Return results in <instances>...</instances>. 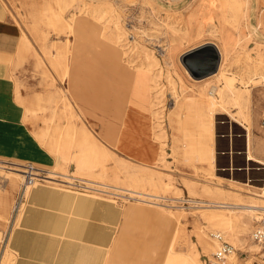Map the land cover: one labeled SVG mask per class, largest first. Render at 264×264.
I'll use <instances>...</instances> for the list:
<instances>
[{
  "label": "rangeland",
  "instance_id": "374dc122",
  "mask_svg": "<svg viewBox=\"0 0 264 264\" xmlns=\"http://www.w3.org/2000/svg\"><path fill=\"white\" fill-rule=\"evenodd\" d=\"M1 1L10 22L21 31V38L15 52L0 55V60L7 61L10 69L8 78L10 81L14 80L12 82L15 100L18 101L17 105L20 108L18 112L22 113L25 107L31 110L28 113L29 117L22 122L26 123L25 134L32 129L35 136H29L32 139L37 138V146L33 150L35 157L46 151L48 154L51 153L52 161L49 158L51 164H48L35 161L36 159L30 155H24L21 152L23 147L21 143H19L21 147L18 146L14 150L11 148L4 152L0 150V159L33 163L47 168L55 164L54 159L60 160L57 168L59 171L70 174L82 172L86 178L123 186L144 185L147 191L170 198L177 197V202L170 200L168 205L171 207L163 205L166 208L127 198H122L119 203L124 206L139 204L148 208L171 209L179 214L180 233L176 239V252L180 257L191 258L199 248L200 264H207L220 243L212 237V233H209L210 229L201 219L199 212L202 208H193L190 204L194 205L196 201L218 200V198L230 202L247 201L255 199L250 193L262 192L264 165L253 161L249 165L245 152L248 133L246 127L252 126L254 140L252 151L256 156L264 158L258 142L261 138L264 139V128L261 126L264 114V0H251V13L244 16L238 12L236 14L238 22L236 15L231 13L230 22L226 23L225 27H222L223 24L220 23L218 16L206 10L209 0H156L159 4H163L157 8L149 6L145 0H130L132 2L89 0L102 6L108 1L114 4L116 10L113 12L114 17L110 18L116 20L118 16L117 20L125 33L126 38L121 43L131 54L130 57H126V62L130 60L129 64L133 68L143 72L161 71L158 90L160 102L157 105L155 98L150 99L152 93L146 90L147 81H140L134 86V81L124 79L114 71L107 54L108 46L101 48L98 55L95 54L93 47L91 48V42L86 45L89 56H96V61H86L80 52L76 51L75 34L71 33L67 24H73L81 0ZM200 23L201 29H199ZM110 25L112 30L107 29V33L114 31L113 21ZM172 26L179 29L178 33L173 32ZM200 31L201 35L198 33ZM86 32L81 31L84 36ZM183 35H187L188 39L182 40L180 37ZM222 35L230 37L232 51L225 61V70L235 77L236 84L244 88L243 82L251 77H257L263 82L256 87L251 86L257 108L254 119L238 115L235 113L237 110L232 106L219 105L210 91L215 86L219 89L222 87L220 79L214 76L201 82L195 81L194 78L202 80L210 75L202 78L193 76L180 58L183 51H188L194 45H200L205 41L211 40L221 44ZM24 39L25 42L21 44L20 41ZM26 45L31 46L37 55L47 49L49 56L44 58L49 64L51 57L52 67H41L36 61L35 54ZM145 50L154 55L158 62L157 69H147ZM74 67L75 72L72 76ZM83 69L88 72L85 75L87 82L82 79L79 72ZM46 70L49 71L51 79H54L61 97L66 95L72 103L70 82L81 79V86L75 89L76 93L82 95L79 105L74 108L71 106L70 110L69 105H63L61 102L55 105L50 101L53 97L44 82ZM98 73L103 78L111 74L114 82L107 84L100 81L101 79H92V76ZM168 75L173 82L169 81ZM123 81L131 88L126 103L127 108L121 104L124 95L121 91L122 85L119 86V83ZM73 109H81L82 118L73 116L71 114ZM155 110L161 112L163 117H153V122L156 123L154 125L151 120L149 121L148 115L151 116L152 111ZM231 115H236L235 119L238 122L233 121ZM98 119L103 122L104 128L101 127ZM118 120L123 124L113 129V123ZM154 128L156 131L162 128L166 131L164 149L159 148V152L149 150L152 143L158 148L152 135ZM229 131L232 132V151L235 152L232 170L227 168L229 158L225 154L231 152V149H228L229 139L223 137L228 135ZM25 134L26 138L29 133L26 136ZM137 146L141 156L134 153ZM18 153L22 154L24 156L22 159L25 160L14 156ZM258 165L262 168H257ZM41 183L81 192L78 188H74L81 187L78 185L68 186V184L60 185L45 181H40L37 185ZM23 188L21 184L10 186L8 180L0 173V196L5 198L9 205L14 206L16 203L17 206L14 211L9 209V221L0 222V232L12 230L18 225L28 197L25 196L24 201H20L24 196ZM206 190L213 191L214 195L206 193ZM81 193L116 200L93 190L90 192L83 190ZM162 222L168 232L174 229V220L169 221L168 217H165L162 218ZM138 224L142 223L138 221L133 223V225ZM257 225V220L247 224L248 234L245 235V243H235L230 234L226 235L227 240L234 246L236 254L235 259L228 258L229 264H264V250L252 238V232ZM198 226L206 229L208 235L218 245L210 254L204 253L198 244L196 236ZM137 227L130 229V233H127V230L123 232L121 242L126 246L127 244L137 246L139 242L142 243L143 239L139 235L141 232ZM134 241H137V245ZM157 241L158 238L154 239L150 254L146 256L150 263L146 258H142L144 255L140 253L134 258L122 255L119 264L123 261L138 264L156 263L153 248L157 246ZM249 244H255L259 247V251L253 255L249 251ZM9 256L12 262H15V254L10 244L1 264H7Z\"/></svg>",
  "mask_w": 264,
  "mask_h": 264
},
{
  "label": "bare ground",
  "instance_id": "6f19581e",
  "mask_svg": "<svg viewBox=\"0 0 264 264\" xmlns=\"http://www.w3.org/2000/svg\"><path fill=\"white\" fill-rule=\"evenodd\" d=\"M130 1V0H129ZM132 2V1H130ZM145 3L152 5V7L157 8V6L161 7L163 4H159L156 0H145ZM170 4H172L171 1H169ZM77 15L73 18V24L69 23L67 24V27H69L71 33L75 34V46L76 51H79L82 55L83 59L86 61H96L95 57H90L88 52V48L86 45L91 42V48L95 50V54L100 55L101 48H107V54L110 58V62L114 67V71L118 75H121L124 77V79H130L133 82V85L136 86L141 82L147 81L146 83V90L148 92L152 93L151 98H155L157 101L155 105L159 104V76L161 75V71H153L151 72H143L140 69H135L129 64L130 60L127 61V56L130 57V52H128L125 49V45L121 43L123 40H125V33L121 29L120 23L117 20H112L111 18L114 17L115 7L112 2H109L105 4V6H102L101 4H97L94 2H90L89 0H81V4L77 7ZM208 8V9H207ZM206 10H208L209 13H214L216 16L219 17L220 23L223 24L222 27H225V24L230 22L229 15L231 13H234L235 15L239 12L242 13L244 16L248 15L252 11V2L251 0H209L208 1V7ZM111 17V18H110ZM116 18V17H115ZM111 21H113V24L115 25L114 31H109V33L106 32V30L111 29ZM236 21L238 22L239 19L236 15ZM174 33H178L179 29L177 27L172 26ZM202 28V24L200 23L199 29ZM112 30V29H111ZM81 31H87L86 36H84ZM199 35H201V31L198 32ZM182 40H187L188 36L183 35L180 37ZM186 38V39H185ZM221 44L214 42V41H205L204 43L193 46L188 51H183V53L180 55V58L182 60L183 55L186 52L193 51L207 43L213 44L215 48L217 49L219 55H220V63L218 66V69L216 72L212 73L209 77H206L204 79H197L194 78L195 81L201 82L203 80L209 79L211 77H218L220 81L222 82V87L219 89L217 86L213 88V90L210 91V94L214 96L215 100L219 102V105L223 107L232 106L237 111L238 115L243 116L244 118H252L254 119L255 115L257 114V108L255 106V100L252 95V89L251 86H258L262 84L263 82L257 78V77H251L248 80L243 82L244 88L241 86H238L236 84V79L231 74L227 73L225 70V61L228 60V56L231 53V47H230V37L226 35L221 36ZM24 41H20L21 44H23ZM26 47L30 50H32V53L35 54L37 63L45 68L46 66H51V57H49V64L45 60L47 56H49L48 50L44 49L43 52L37 55L33 51V48L29 45H26ZM103 52V51H102ZM102 56V55H101ZM45 57V58H44ZM145 60L147 61L146 67L147 69L151 70L153 68L157 69L156 66L158 65V62L156 61L154 55L152 52H149L145 50L144 52ZM179 58V60H180ZM180 60V61H181ZM48 64V65H46ZM261 64V62H260ZM259 67V66H258ZM257 69V68H256ZM148 70V71H149ZM188 73V72H187ZM46 77L44 78L49 87L51 96L53 97L50 99V101L53 104H59L60 102L63 103V105H69L70 110L71 106L74 108V106L79 105V100L82 98V95L80 93H76L75 89L79 88L81 86L80 82L81 79L73 80L70 82V94L73 97V104L71 101H69L65 96L61 97L59 91L57 90L56 84L54 79H51V75L49 74V71H45ZM168 79L170 82H173V79L170 75H168ZM10 80V78H8ZM14 82V80H11V82ZM219 90V91H218ZM68 91V90H67ZM69 93V91H68ZM217 95V98H216ZM62 98V99H61ZM73 104V105H72ZM151 104V102H150ZM58 106V105H57ZM83 110V109H82ZM29 108L27 109L25 107L24 115L22 117V120H26L29 117ZM212 114H213V108H212ZM73 116H79L82 115L81 109H73L71 111ZM83 112V111H82ZM161 112H157L155 110L152 111L151 116L148 115L149 121L151 120L153 122L154 118H162ZM236 115H231L230 118L233 121L238 122L237 119H235ZM82 118V117H81ZM214 118V116H213ZM159 123V121H158ZM262 123V122H261ZM155 125V121L153 122ZM213 124L214 120H213ZM262 126V124H261ZM157 126H155L156 128ZM263 127V126H262ZM154 128V131L152 135H154L156 144L151 146L153 148L152 150H156V152H159V148L164 149L165 145V139H166V131L162 128L159 131H156ZM248 130L247 133V140H246V160L249 161V165H251V161L256 162L258 164L264 165V158L256 156L252 151L253 150V135H252V126L246 127ZM259 147L260 150L264 153V139L261 138L259 141ZM160 154V153H159ZM161 155V154H160ZM39 157L43 158V154H41ZM52 161V160H51ZM60 160L56 161L55 164L51 165L49 168L33 164V163H26V162H19V161H4L0 159V173L2 177L6 178L9 182L10 186H15L16 184H21L23 186L24 190V196H28L30 191L33 187H35L40 181L45 182H51L55 184H70V185H78V186H84L88 189H92L93 191L97 193H103L107 196L111 197H119V198H129V197H139L140 203H145L146 201L143 200H155L158 203H162L164 205H168L171 201L170 200H177L178 198H170L166 197L162 194H157L154 192L147 191L146 186H139L135 184H130L127 186H123L117 183H109V182H103L98 181L91 178L84 177L82 172H79L78 174H70L68 172L59 171L57 168L59 166ZM150 165V164H146ZM251 168V167H250ZM257 168H262L258 167ZM77 182H80L77 183ZM153 188L157 189L155 186H152ZM262 192H254L250 193V195L255 198L252 200L247 201H228L223 198H218V200H210V201H199V202H193V204H190L193 208H202L200 213L201 219L204 220L206 223V227L210 229L209 233H217L221 232L225 237L226 235L230 234L233 241L235 243L243 242L245 243V235L248 234L247 230V224L251 223L252 220H261L264 214V182L262 184ZM206 193L213 194L214 192L211 190H206ZM206 196V194H205ZM219 197V196H217ZM138 199V198H137ZM135 201V200H134ZM169 201V202H168ZM177 202V201H176ZM190 202V201H189ZM190 202V203H192ZM23 204V203H21ZM149 204V203H148ZM177 204V203H176ZM21 206V205H20ZM154 206V205H152ZM169 206V205H168ZM167 206V207H168ZM16 203L14 206H11L7 203L6 199L0 196V222H3V220H10V214L9 209H12V211L16 210ZM165 207V206H162ZM171 207V206H169ZM176 207V206H172ZM155 209L154 212L156 214H161V218L165 219V217H168V220H174V229L170 232L167 231V238H164L166 236L165 232L166 230H163V239L162 243H157V246L153 248V257L155 256L157 262L151 263V264H200V250L199 248L196 250L194 256L191 258H184L180 257L179 254L175 250L176 245V239L177 236L180 233V217L179 214L175 213L171 209H159L155 207H149ZM166 208V207H165ZM159 209V210H158ZM180 209V208H179ZM130 214H134L143 218V217H149V214L151 212L148 210V207L144 205L135 204L132 205L129 209ZM196 236L198 238V244L202 248V251L206 254H210L214 251L215 246L218 245L211 239L210 235L206 232V229H203L202 227H197ZM157 239V238H156ZM227 239V238H226ZM220 247V246H219ZM249 251L253 253H257L259 251V247H256L254 244H249ZM230 259H235L236 254L233 251L231 255L229 256ZM147 262H149V258L146 257ZM15 262H12L11 256L8 257L7 264H14ZM150 263V262H149ZM121 264H138L135 262L130 261H123Z\"/></svg>",
  "mask_w": 264,
  "mask_h": 264
},
{
  "label": "crops",
  "instance_id": "0c3cea01",
  "mask_svg": "<svg viewBox=\"0 0 264 264\" xmlns=\"http://www.w3.org/2000/svg\"><path fill=\"white\" fill-rule=\"evenodd\" d=\"M20 38L21 31L10 22L6 8L0 0V55L14 53ZM9 70L7 61L0 60V150L2 152L10 148L14 150L23 144L21 152L24 155L34 157L35 161L51 164L49 161V158L52 160L51 153L45 151L43 158L35 157L33 150L38 141L37 138L32 139L29 136L34 135L32 129L28 130L29 134L26 132L28 136L24 137L26 131L24 128L26 123L22 122L24 109L22 113L18 112L20 108L17 105L18 101L15 100L13 82L8 80ZM74 72L75 67L72 76ZM79 72L82 79L87 82L85 75L88 72L85 69ZM108 75L107 78H103L98 73L92 76V79H101L100 81L111 84L114 79L111 74ZM121 85L124 95L121 104L127 108L131 88L124 81L119 83V86ZM98 121L104 128L103 122L100 119ZM121 124H123L121 120L116 121L113 123V129ZM101 131L103 133V129ZM227 134L223 137H228V149H231V152L225 154L229 158L227 168L232 170L235 152L232 151V132L229 131ZM150 146L149 150L153 151ZM134 153L140 155L138 146ZM14 156L19 159L24 157L20 153ZM131 206L41 183L30 191L18 225L11 231L10 247L15 254L14 264H119L122 255L134 258L140 253L144 255L142 258H146L150 254L154 239L158 238L157 242L162 243L164 236L162 215L156 214L155 209L148 208L151 212L149 217L140 218L129 213ZM135 221L142 224L133 225ZM135 227L141 232L139 235L143 239L142 243L139 242L137 245V241H134L137 246L127 244L128 247L121 242L122 234L125 230L130 233V229ZM165 234L164 238L169 240L167 230Z\"/></svg>",
  "mask_w": 264,
  "mask_h": 264
},
{
  "label": "built area",
  "instance_id": "2783aa9c",
  "mask_svg": "<svg viewBox=\"0 0 264 264\" xmlns=\"http://www.w3.org/2000/svg\"><path fill=\"white\" fill-rule=\"evenodd\" d=\"M261 122H262L261 124L264 128V114H263ZM82 187L85 189H83ZM74 188H78V190H81V192L83 190L89 191V192H90V190H92V189H88L84 186H81L80 188L79 187H74ZM101 194H103V193H101ZM103 195H105V194H103ZM23 198L25 199V196H22L20 201H24ZM113 198L116 199L115 201H117V202H121V200H122V198H119V197H113ZM127 199L128 200H139V197H129ZM143 201H146L145 203H149V204L156 205V206H159V205L163 206L164 205L163 202L158 203L157 201H155V200L153 201L150 199L143 200ZM11 231H12L11 229H8L6 231L0 232V264L3 261L7 246L10 244ZM212 237L219 241L220 247L213 254L212 258H210L208 260L207 264H229L228 258L231 255V253L233 251H235L234 246L226 239V237L221 232H217L216 234L212 233ZM252 238L264 250V216L261 220L258 221L257 227L253 230Z\"/></svg>",
  "mask_w": 264,
  "mask_h": 264
},
{
  "label": "water",
  "instance_id": "95a60500",
  "mask_svg": "<svg viewBox=\"0 0 264 264\" xmlns=\"http://www.w3.org/2000/svg\"><path fill=\"white\" fill-rule=\"evenodd\" d=\"M182 61L193 76L202 78L216 72L220 55L213 44L207 43L186 53Z\"/></svg>",
  "mask_w": 264,
  "mask_h": 264
}]
</instances>
